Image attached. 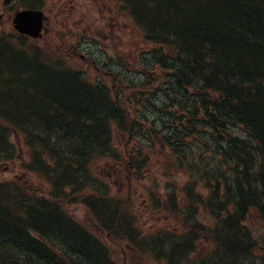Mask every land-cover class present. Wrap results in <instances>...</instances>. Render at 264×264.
<instances>
[{
    "label": "trees",
    "instance_id": "1",
    "mask_svg": "<svg viewBox=\"0 0 264 264\" xmlns=\"http://www.w3.org/2000/svg\"><path fill=\"white\" fill-rule=\"evenodd\" d=\"M115 1L145 46L141 95L22 37L0 40V166L17 159L15 132L23 170L47 189L0 175V264H119L68 202L128 247L125 264L132 253L157 264H264V238L250 226L264 224V0ZM161 154L170 180L186 179L153 196L175 227L145 231L100 165L141 184Z\"/></svg>",
    "mask_w": 264,
    "mask_h": 264
},
{
    "label": "rangeland",
    "instance_id": "2",
    "mask_svg": "<svg viewBox=\"0 0 264 264\" xmlns=\"http://www.w3.org/2000/svg\"><path fill=\"white\" fill-rule=\"evenodd\" d=\"M54 2V15H57L56 18L51 20V30L43 38L39 39L40 42H30L34 46H42L49 51L51 55L55 58L54 61H60L66 65L74 62L77 67L82 66V68L88 71L89 75L94 77V70L91 71L89 65L85 64L84 60L78 56L77 51L70 52L69 55L64 53L67 48L59 49L55 47L50 41H54L55 36H60L58 31L64 33V41L71 47L80 45L83 49V56L89 57L93 62H97L100 65H104L106 71L113 72L114 74H119L120 77H125L127 80L123 83L124 88L131 97L134 95H139L140 90L135 89V85L140 84V79L138 74L131 72L130 70L124 69L119 65V58H128L130 66L140 67L136 62L135 51L132 47L131 40L134 37V32L129 25L128 19L125 15H117L114 11V4L111 0H68L69 5L65 8L63 5H59L60 0H51ZM50 2V0H49ZM66 1L61 0V4ZM67 3V2H66ZM63 8L67 10L65 14ZM67 25V28L65 27ZM62 33V35H63ZM37 40V41H39ZM134 41V40H133ZM85 43H89L84 45ZM134 41V46H135ZM57 45V44H56ZM144 44H140L138 50L144 49ZM54 50V51H52ZM86 50V51H85ZM58 51H63L61 54ZM79 51V50H78ZM136 56H138L136 54ZM69 60V61H68ZM86 61V60H85ZM87 63V62H86ZM108 83V80H107ZM138 86V85H137ZM136 91V92H135ZM141 95V94H140ZM149 95L144 94V97L147 98ZM143 111L140 110V112ZM150 113V110H148ZM17 138V137H16ZM16 138H13L15 140ZM17 146L19 148V155L14 163L8 165L0 166V175L2 178L12 179L18 178L20 180L26 181L29 185L32 184L34 187L41 188L42 183L34 176L28 177L26 173L21 169L23 161L26 160V149L22 145V141ZM117 143H125L122 137L117 139ZM165 156L163 154L159 155V158L150 162L152 164L150 171H147L142 178L141 186H136L135 181L129 180L125 175L117 173L114 170H110L108 164H101L100 167L102 170L107 171L106 177L112 186L113 193H120L119 197L125 198L137 212L139 216L141 226L145 231H150L152 229H157L158 226L168 225L171 229L175 227L174 223H171L166 220L169 215L165 214L162 211L154 212L151 211V208L148 205V191L150 193H156L158 196L165 191L166 182L171 178L166 175L168 172L165 169V166L162 165ZM100 169V170H101ZM99 172V170H98ZM26 177H25V175ZM166 175V176H165ZM104 177V176H103ZM105 178V177H104ZM175 181V180H173ZM130 183L132 190L126 188V184ZM136 186V188H135ZM124 191L130 192L128 196L123 195ZM69 211L72 216L81 220L83 224L86 225L92 232L101 237H105L102 232L98 230L95 226L90 214L82 206H70ZM255 224H250L253 231L256 233L257 238H264V224L262 221L255 219ZM111 249L115 252V257L118 263H126V259L123 257L124 250H128V247L123 243H116L111 245ZM134 262L132 264H157L154 259L149 258L148 256H140L131 254Z\"/></svg>",
    "mask_w": 264,
    "mask_h": 264
},
{
    "label": "flooded vegetation",
    "instance_id": "3",
    "mask_svg": "<svg viewBox=\"0 0 264 264\" xmlns=\"http://www.w3.org/2000/svg\"><path fill=\"white\" fill-rule=\"evenodd\" d=\"M64 1V0H62ZM63 5L65 8L69 5V1L65 0ZM63 8L64 13H67V10ZM25 10H35L42 11L46 15V25L50 27L51 20L56 18L57 15H54V2L50 0H0V31H5L7 28H12V22L15 16ZM58 18V17H57ZM66 27V26H65ZM61 35V34H60ZM64 36V35H62Z\"/></svg>",
    "mask_w": 264,
    "mask_h": 264
},
{
    "label": "water",
    "instance_id": "4",
    "mask_svg": "<svg viewBox=\"0 0 264 264\" xmlns=\"http://www.w3.org/2000/svg\"><path fill=\"white\" fill-rule=\"evenodd\" d=\"M41 19L42 15H35L34 12L30 11L24 12L18 16L17 28L22 33L37 37L41 31Z\"/></svg>",
    "mask_w": 264,
    "mask_h": 264
},
{
    "label": "bare ground",
    "instance_id": "5",
    "mask_svg": "<svg viewBox=\"0 0 264 264\" xmlns=\"http://www.w3.org/2000/svg\"><path fill=\"white\" fill-rule=\"evenodd\" d=\"M218 140V143L219 144H221L222 143V141H221V139H217ZM115 171V170H114ZM211 175H212V173H211ZM166 176V175H165ZM174 182H177V183H180L181 184V181L179 180V179H175V181H171L170 179L166 182V188H168L172 183H174ZM133 183H136V186H138V187H140L141 185L140 184H138V182H133ZM136 186H135V188H136ZM126 187H127V189H129V190H132V187H131V185H130V183H127L126 184ZM165 188V189H166Z\"/></svg>",
    "mask_w": 264,
    "mask_h": 264
}]
</instances>
